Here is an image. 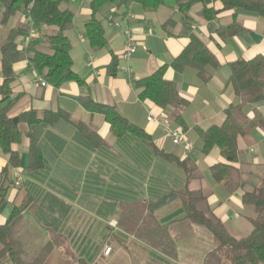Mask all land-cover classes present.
Returning a JSON list of instances; mask_svg holds the SVG:
<instances>
[{"label":"crops","instance_id":"obj_1","mask_svg":"<svg viewBox=\"0 0 264 264\" xmlns=\"http://www.w3.org/2000/svg\"><path fill=\"white\" fill-rule=\"evenodd\" d=\"M77 1L78 7H70L75 17L67 35L72 44L74 70L85 85L70 82L56 88L47 82L43 86L44 73L36 70L25 57L14 65L16 80L12 90L14 97L19 96L20 100L10 111V116L16 117L32 109L39 112L63 110L72 121L84 122L95 129L110 148L91 151L67 133L53 128L45 130L41 142L54 157L49 162V168L27 184L32 191L31 196L34 197L35 193L39 195L38 198L34 197V204L38 202L37 210L34 213H30L31 209L26 210L28 214L23 219L26 228L23 229L22 238L28 244L26 253L29 257L26 260H31L57 237L63 241L44 264L49 262L56 250L64 257L58 259L57 264H80L82 260L90 264H204L206 255L216 247V243L209 231L190 221L170 224V232L179 252L177 260L166 258L118 228L119 204L123 199L151 198L150 193L158 189L156 185L159 182L151 175L154 164L150 162V167L145 168L143 163H139V152L126 149L112 135L111 126L104 117L84 109L80 98L91 97L97 102L116 106L122 114L152 135L161 149L181 159L190 158L197 169L193 181L196 188L192 189L203 191L209 208L232 234L237 238L245 237L253 230L250 218L254 212L243 204L242 195L248 188H255L264 177V131L255 128L248 137H239V160L232 166L239 173L242 187L236 193L228 194L218 185L211 172V167L216 163L227 162L218 148H214L209 155L201 153L195 127L208 129L223 123L225 110L236 100L233 88L224 90L231 73L229 64L238 59L264 56V18L228 10L222 11L214 20L206 21L200 16L204 6L222 9L221 3L214 0H204L203 4L194 6L187 18L178 11L173 0L153 12H145L136 3L120 8L106 6L98 17L103 21L109 49L95 51L84 28L91 16L90 0ZM234 16L243 24L244 30L234 37H221L219 29L232 23ZM77 19H83V25L78 28L75 24ZM115 19L119 20V26L114 24ZM169 20L172 23L166 24ZM21 22L30 28L36 47L47 50L45 37L54 28L35 30L24 15ZM10 23L7 27L0 24V48L6 39L7 28H14ZM191 35H196L207 45L220 65L216 69H208L213 75L208 83H203L193 69L187 68L178 73L169 67L166 72L165 78L174 82L180 94L190 101V107L183 117L188 128L185 132L196 147L187 153L183 145H174L165 137L157 121L165 114L164 111L151 102L140 101L133 83L163 65L170 66L188 46ZM129 37L135 41L137 51L129 59L120 58L118 74L112 77L107 72L111 61L110 50L120 57ZM2 83L0 55V87ZM256 109L264 115V100L246 106L244 111L253 117ZM150 116L154 118L152 121L148 120ZM21 128L27 130L25 124ZM29 144V138L25 136L21 144L12 145V149L21 156V166L11 168L8 180L3 179L8 190L6 202L0 207V225L7 222L15 204H19L21 187L15 186L18 175H22L23 182L29 178L24 172L28 166ZM8 163L9 156L0 148V183ZM144 169H150V172L146 173V178H140ZM205 170L208 174H204ZM13 172L15 178L11 177ZM174 205H181L180 201L175 200ZM167 206L165 210L160 208L156 211L163 224L170 222L171 212L174 211L173 204ZM7 207L11 208L6 216ZM112 220L117 222V227L109 225ZM64 246L68 247L69 255L65 254ZM107 248L112 250L109 255L104 253Z\"/></svg>","mask_w":264,"mask_h":264},{"label":"trees","instance_id":"obj_2","mask_svg":"<svg viewBox=\"0 0 264 264\" xmlns=\"http://www.w3.org/2000/svg\"><path fill=\"white\" fill-rule=\"evenodd\" d=\"M71 0H0L3 7L0 24L4 27L19 14L24 15L35 30L54 28L46 35L47 50L39 49L32 42L34 35L30 28H7V36L1 52L3 83L0 87V148L9 156L8 167L3 171L0 183V207L5 203L8 188L3 179L8 180L9 170L21 166V156L12 149V145L21 144L23 138H29L28 166L24 170L27 176L35 177L47 170L50 160L54 157L47 146L42 143L46 129H58L67 133L77 143L91 151L107 150L110 145L84 122H74L63 110L44 111L30 110L16 117L10 116V111L19 102L20 97H14L12 84L16 80L14 65L27 57L33 67L44 73L45 81L56 88L66 83L74 82L79 86L85 81L75 72L71 55L72 44L67 32L72 28L75 13L70 8L61 6ZM169 0H90V18L85 22V34L90 46L95 51L109 49L103 21L98 14L106 6L127 7L138 4L145 12H153L166 5ZM178 11L186 18L192 8L203 4L204 0H173ZM220 2L221 10L206 6L200 16L206 21L214 20L222 11L235 10L256 17L264 18V0H214ZM171 24V20L166 24ZM244 30L243 24L236 16L232 23L222 26L219 35L230 38ZM31 41L28 48L19 44V39ZM27 55V56H26ZM111 61L108 64V74L117 76L120 57L110 50ZM219 62L196 35L190 36V43L185 50L171 63L156 69L149 76L137 79L133 85L138 91L139 100L151 102L161 108L173 124L187 131L184 113L190 107V101L182 96L172 81L165 78L169 67L176 72L193 69L203 83L212 80L209 68L216 69ZM230 77L224 85V90L231 87L236 100L225 110V119L221 125H213L208 129L195 127L198 135V148L204 155H209L218 148L226 163H216L211 167L212 176L228 194L236 193L241 187L238 171L232 164L239 160V137H248L253 129L264 131V115L256 109L254 116L249 117L244 109L264 100V56L257 55L250 60L238 59L229 64ZM80 104L92 114L102 115L111 126V133L125 148L139 152V163L144 167L154 164L151 171L153 178L158 180V189L150 193L151 198L123 199L119 204L118 228L122 233L132 236L144 245L161 253L170 260H177L178 247L170 232V224L177 221H190L209 231L216 243L204 259V264H264V177L252 191L242 195L246 207H252L255 215L250 218L252 232L242 238H237L219 219L207 204V197L201 189H192L191 184L196 179V167L190 158L181 159L174 153L166 152L156 145L152 135L143 127L127 118L113 105L93 100L91 97L80 98ZM27 130L23 131L21 125ZM196 147V146H195ZM194 147V150H195ZM129 162L133 160H128ZM135 161V160H134ZM151 169V168H150ZM149 169V170H150ZM144 169L140 178H146ZM151 177V178H152ZM152 178V179H153ZM184 180V181H183ZM172 198L180 201L179 213L171 214L168 224H163L156 211L167 204ZM34 197L26 195L24 200L13 207L12 212L3 225H0V264H44L61 238H55L46 244L31 260H26L25 250L19 238L23 226V215L26 210L34 207ZM64 252L69 255L68 247ZM80 264H90L80 261Z\"/></svg>","mask_w":264,"mask_h":264},{"label":"rangeland","instance_id":"obj_3","mask_svg":"<svg viewBox=\"0 0 264 264\" xmlns=\"http://www.w3.org/2000/svg\"><path fill=\"white\" fill-rule=\"evenodd\" d=\"M88 1V0H87ZM78 1L77 0H74L73 2H69V3H65V4H63L61 7L63 8V9H65V8H75V7H78ZM2 11H3V7H1L0 6V20H1V17H2ZM77 17H78V15H77ZM17 18V19H16ZM14 17L12 20H11V26L12 27H27V28H29L28 26H27V24L26 23H22L21 22V20H22V14H19L17 17ZM16 20V21H15ZM14 22L15 23H19L18 25L17 24H14ZM76 28H78V27H80V26H82L83 25V19H77L76 20ZM19 44L20 45H22V39H20L19 40ZM166 115V114H165ZM168 116V115H167ZM168 119H170L169 117H168ZM23 140H24V138H23ZM21 153H23V150H21ZM204 174H208V171L207 170H205L204 171ZM15 173L13 172V173H11V177L12 178H15ZM27 180V179H26ZM34 181V178H32V177H30L29 176V178H28V180H27V182L25 181V179H24V182L22 183V185L20 186L21 187V193H20V200L18 201L19 202V204L24 200V198L26 197V194H27V192H28V194H30L31 195V193H32V191L30 190V189H28V185L27 184H29V182H33ZM184 181V180H183ZM26 182V183H25ZM36 182V181H35ZM191 187L192 188H196V184L195 183H193L192 185H191ZM254 188H248V191H252ZM38 195H39V193H35V195H34V197L35 198H38ZM177 198H172L171 200H169L168 202H167V204L166 205H164V206H162V207H160V208H162V209H166L168 206L167 205H170V204H173V208H174V211L173 212H171V213H179L180 212V210H181V206L180 205H174V202H175V200H176ZM6 200V199H5ZM36 201V200H35ZM6 202V201H5ZM8 204V203H7ZM15 205H17V204H15ZM10 208L11 207H7V211H6V216L10 213ZM37 208H38V202L36 201V203H35V205H34V207H32V208H29V209H31L30 210V213H34L36 210H37ZM159 208V209H160ZM250 210H253V212H254V215H255V210H254V208H252V207H248ZM26 214H28V211H26V213L23 215V218H24V220H25V216H26ZM253 215V216H254ZM26 224L23 222V227L21 228V230H20V232H19V238H20V240L21 241H23V246L25 247L24 249H25V258L26 259H29V257H28V254L26 253L27 251H28V247H27V245L28 244H26V242H25V239H24V237L22 238V232L25 230V228H26V226H25ZM24 229V230H23ZM60 258H64L62 255H61V253L59 252V251H55V253H54V255H53V257H51V259L49 260V262L47 263V264H57V260L58 259H60Z\"/></svg>","mask_w":264,"mask_h":264},{"label":"built area","instance_id":"obj_4","mask_svg":"<svg viewBox=\"0 0 264 264\" xmlns=\"http://www.w3.org/2000/svg\"><path fill=\"white\" fill-rule=\"evenodd\" d=\"M114 24L116 26H119V20L115 19ZM30 44L31 41L27 40L22 46L24 48H28ZM136 51H137L136 43L132 37H129L128 45L126 46L125 51L122 52L120 58L129 59L136 53ZM42 85L46 86L47 82L43 80ZM153 119H154L153 116H150L148 118L149 121H152ZM157 121L161 124L165 137L170 139L174 145H183L187 153L192 152L194 150V142L188 138L186 132L182 128L175 126L173 122L170 119H168L167 115L164 114L161 117H158ZM22 182H23L22 175L19 174L15 182V186L16 187L21 186ZM109 225L112 227H117V222L112 220L109 223ZM111 251H112L111 248H107L104 253L105 255H109Z\"/></svg>","mask_w":264,"mask_h":264}]
</instances>
